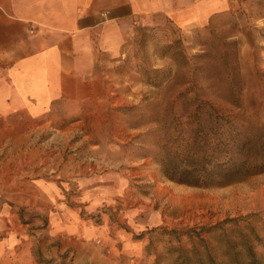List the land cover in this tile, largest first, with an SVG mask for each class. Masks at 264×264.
I'll return each mask as SVG.
<instances>
[{
	"label": "rangeland",
	"instance_id": "obj_1",
	"mask_svg": "<svg viewBox=\"0 0 264 264\" xmlns=\"http://www.w3.org/2000/svg\"><path fill=\"white\" fill-rule=\"evenodd\" d=\"M98 70L84 111L63 114L58 126L7 129L12 139L0 149V164L13 162L11 156L3 160L11 153L62 151L73 173L58 181L71 183L64 188L70 196H77L78 177L133 169L135 187L119 202L128 209L142 205L145 215L156 213L159 221L136 235L147 239L143 252L117 255L116 264H155L169 241L178 243L169 231L199 230L230 218H244L264 240V172L227 186L194 187L167 179L155 158L169 138L181 143L193 135L197 113L210 109L191 97L236 117L249 132L264 126V0H240L237 9L194 29L170 21L135 25L117 55H101ZM40 249L36 244L39 263L74 264L70 253L50 257ZM257 250L263 254L264 245Z\"/></svg>",
	"mask_w": 264,
	"mask_h": 264
},
{
	"label": "crops",
	"instance_id": "obj_2",
	"mask_svg": "<svg viewBox=\"0 0 264 264\" xmlns=\"http://www.w3.org/2000/svg\"><path fill=\"white\" fill-rule=\"evenodd\" d=\"M239 4L0 0V149L12 139L7 129L58 126L63 114L84 111L101 75V55H117L135 25L170 21L194 29ZM5 156L13 162L0 164V264H42L36 244L45 256L70 253L74 264H116L117 255L143 252L147 239L136 235L159 220L156 213L145 215L142 205L128 209L119 202L135 187L133 169L78 177L77 196H70L64 188L71 183L58 181L73 173L62 151ZM40 223L44 228L37 230Z\"/></svg>",
	"mask_w": 264,
	"mask_h": 264
},
{
	"label": "trees",
	"instance_id": "obj_3",
	"mask_svg": "<svg viewBox=\"0 0 264 264\" xmlns=\"http://www.w3.org/2000/svg\"><path fill=\"white\" fill-rule=\"evenodd\" d=\"M191 99L210 109L197 113L193 135L182 138L181 143L180 137L169 138L155 156L167 179L209 188L263 173L264 126L253 127L249 132L239 126L236 117L224 114L209 101ZM243 220L230 218L199 230H171L168 233L178 243L169 241L155 264L163 261L165 264H264V253L257 250L264 240L250 222ZM182 235L187 238V244Z\"/></svg>",
	"mask_w": 264,
	"mask_h": 264
}]
</instances>
